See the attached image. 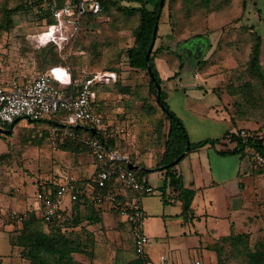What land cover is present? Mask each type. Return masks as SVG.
<instances>
[{
	"label": "rangeland",
	"instance_id": "rangeland-1",
	"mask_svg": "<svg viewBox=\"0 0 264 264\" xmlns=\"http://www.w3.org/2000/svg\"><path fill=\"white\" fill-rule=\"evenodd\" d=\"M148 1V7L153 9L157 0ZM23 2L0 0V23L7 9ZM139 6L138 1L111 0L106 11L84 15L78 25L81 28L79 32L77 25L70 22L68 38L57 42L58 48L59 45L64 47L62 51L55 47L50 51L57 50L60 60L70 63L79 78L98 70L117 71L120 78L117 84L101 91L100 86H96L98 103L104 110L107 140L111 147L127 155L147 172L158 169L165 148L166 120L151 93L148 76L143 70L133 68L128 59V50L136 45L135 33L140 21L139 13L132 8ZM244 11L242 0H165L158 37L167 34L168 39H180L178 43H165L169 50V67L180 72L189 70L193 75L197 70L201 71L195 68L207 51V37L220 33V29L243 28L241 24H249L244 20H234L243 19ZM39 17L23 8L12 14L11 27L0 30V84L15 77L19 81L25 77L32 80L48 67L49 63H41L40 60L42 47L35 45L31 37L44 23V14L40 13ZM205 31L209 32L207 37H198L206 35ZM190 94L193 99L195 93ZM64 119L65 112L60 110L40 120L22 118L11 132H0V253L7 254L11 248L8 234L12 225L9 223L14 222V218L9 217L8 211L23 207L16 188L28 193L31 206L37 197L38 176H92L95 173V158L81 138L88 135L87 132L75 130L80 137L51 136V128L55 124H63ZM250 156L256 160L252 153ZM146 164H151L152 168ZM255 165L257 170L262 168L258 163ZM2 176H16L15 183L1 184ZM154 193L159 194V191ZM100 212L93 215L89 212L76 227L71 253L66 244L63 246L66 257L72 258L71 264H115L119 250L123 251L126 259L135 256L128 225L120 216L105 217ZM36 228L46 230L42 222H37ZM258 248L253 243L230 251L227 263L245 264L248 252L253 253ZM17 257L14 262L3 264H29L23 257Z\"/></svg>",
	"mask_w": 264,
	"mask_h": 264
},
{
	"label": "crops",
	"instance_id": "crops-1",
	"mask_svg": "<svg viewBox=\"0 0 264 264\" xmlns=\"http://www.w3.org/2000/svg\"><path fill=\"white\" fill-rule=\"evenodd\" d=\"M242 3L245 8L243 19L234 20H244L249 24H241L243 28L220 29V33L216 32L211 37L207 31L206 35L198 36H208L207 51L198 60L195 68L204 70V73L197 70L193 75L189 70L180 72L175 67L170 68L169 50L166 49L165 43H178L180 39H168L166 34L156 40L155 47H160V50L154 58V64L161 78L165 101L183 121L192 142L206 138L217 139L228 131L238 133L245 130L247 133H258L261 137L264 133V107L261 105V101H264V88L258 77L248 69L254 38L260 36V64L264 74V0H242ZM211 51L213 54H210ZM210 59L212 61L209 63ZM119 79L117 73L116 80L94 86L96 100L93 107L103 115L104 124L101 128L89 129H94V133H102L105 139L108 137L107 126L104 110L98 103L96 86H100L101 91L102 88L117 84ZM164 84L167 85L164 87ZM188 92L195 93L193 99ZM251 95L252 99L259 100V105L247 102ZM252 110L259 113L251 112ZM21 119L16 120L14 126ZM11 125L3 124L0 126V132H9L8 126ZM56 126L51 128V136L59 134L54 131ZM235 147L236 142L230 140L209 143L189 152L176 163L175 168L181 175L184 186L194 190L190 218L183 214L182 202L177 198L179 191L167 187V203L163 201V191L160 188L165 181L164 170L154 169L142 176L159 191V194L141 196V204L146 212L144 230L149 237L145 258L150 264H196L197 260H200L201 264H219L215 246H223L225 251H228V243L225 240L230 235L244 234L250 245L264 241V165L260 169L262 171L255 168L256 160L250 156L255 150L246 149L244 155L224 152ZM110 149L117 152L122 160L128 157L116 148ZM146 165L152 168L151 164ZM137 169L146 171L142 167ZM95 171L94 161L93 173ZM69 177L71 176H38V190L35 194L38 196L53 191L59 183L65 182ZM73 177L81 187L87 189L94 183L95 176L93 174ZM15 179L16 176H2L1 184L8 186L15 183ZM113 187L123 199L135 198V193L123 184L116 182ZM16 190L21 198V210L33 209L36 200L30 206L28 193H22L21 188ZM100 209L105 217L115 215L120 218L111 205ZM122 222L128 225L132 233V226L124 219ZM12 250L11 245L7 254L0 253L3 263L18 260ZM161 256L166 259L161 260Z\"/></svg>",
	"mask_w": 264,
	"mask_h": 264
},
{
	"label": "built area",
	"instance_id": "built-area-1",
	"mask_svg": "<svg viewBox=\"0 0 264 264\" xmlns=\"http://www.w3.org/2000/svg\"><path fill=\"white\" fill-rule=\"evenodd\" d=\"M43 1L41 10L50 12L57 22L47 25L40 31L65 25L67 36L62 38L63 40L69 36L70 22L77 25L78 30V25L84 15L88 12L97 14L102 11L99 0H79L77 2L66 0L60 7L58 0ZM59 49H62V45H59ZM116 78L117 73L114 71H96L90 76L74 78L71 67L55 66L26 82L11 79L0 85V126L13 124L20 118L40 120L47 114L62 110L65 112L64 122L56 126L54 131L61 136L80 137L78 133L75 134L73 126L97 128L103 124V115L96 112L93 107L96 100L94 86L109 83ZM240 134L249 135L245 130H242ZM81 138L88 144L95 158V186L90 185L84 189L78 180L71 176L65 182L59 183L54 191L39 194L33 209L39 213L46 224L63 226L72 220L73 204L82 194H85V197L98 208L111 205L116 213L132 226L135 251L145 257L149 237L144 230L146 212L141 204V196L154 193L155 188L140 180L121 156L109 150L100 138L93 137L89 133ZM252 154L256 158V163L263 166L264 156L256 151ZM116 182L134 192L135 198L125 200L117 194L113 189ZM109 185L112 188L103 190ZM94 187L100 190H95ZM27 211L11 209L8 214L14 220H21L27 215ZM165 259V256H161V260ZM196 264H201V261L197 260Z\"/></svg>",
	"mask_w": 264,
	"mask_h": 264
},
{
	"label": "trees",
	"instance_id": "trees-1",
	"mask_svg": "<svg viewBox=\"0 0 264 264\" xmlns=\"http://www.w3.org/2000/svg\"><path fill=\"white\" fill-rule=\"evenodd\" d=\"M23 4L20 6H16L12 9H7L4 14V19L0 23V30L4 28H9L12 25V14L19 11L20 9L25 8L26 10L31 11L34 15L39 17V14L43 13L44 23L41 25V29L50 24H55L57 22L56 18L48 11L41 10L43 0H23ZM66 0H58L59 7L65 3ZM73 2H77L79 0H71ZM102 5V10H107L111 0H99ZM138 1L140 3L139 7L132 8L134 11L139 13L140 21L139 26L136 29V45L128 50V59L129 63L133 68L143 70L145 74L148 76L149 84L151 88V93L155 97V101L160 107L162 113L165 116L166 120V133H165V148L161 155V158L158 162V168L160 170L165 171V181L160 190L163 191V201L167 203V199L165 197V190L167 187H172L175 191H179L177 198L182 202L183 214L187 218L191 211V201L194 196V190L187 188L183 184V180L181 175L178 173L175 166L189 153L195 151L206 144H215L218 142H225L227 140L235 141L236 147L233 150H228L224 152H234L240 153L242 155L245 154L246 149L255 150L264 156V133L262 137L255 132L249 133L248 136H242L240 132H226L222 137L217 139L206 138L197 142H192L189 138V134L186 130V127L181 120V118L170 109L168 104L165 101L164 91L161 87L160 92L157 89L155 81L150 77L149 67L154 72L157 81L161 84V78L154 64V58L156 54L159 52L160 47H154L150 56L147 58V51L151 44L153 37V30L158 22V29L156 33V40L159 36V21L161 17V13L164 7L160 4V0L154 5V8L151 9L148 7V0H132ZM165 2V1H164ZM95 13L88 12L86 15L92 16ZM41 19V17H39ZM82 20V19H81ZM80 20V22H81ZM81 28H78V31ZM39 30V31H40ZM51 47H55L57 50L58 44L56 42L50 41L45 46L42 47V53L40 55L41 63H49L48 67L44 69V71L40 73H45L49 71L51 68L55 66L62 67H71L73 77L77 78L73 71V66L67 61H61L58 53L56 51H50ZM41 48V47H40ZM64 48V47H62ZM260 50H261V39L260 36H256L254 38L252 51L250 55V59L248 61V69L252 74L258 77L261 82L262 87L264 88V74L261 70L260 64ZM58 51H62L59 49ZM113 71L112 69H107L104 71ZM93 73V72H92ZM92 73L87 76L92 75ZM14 79V78H13ZM15 79H17L15 77ZM19 80V79H17ZM9 81V80H8ZM27 79L22 78L19 82H26ZM3 82L2 84H5ZM1 85V84H0ZM248 86V85H247ZM250 99L247 102H251L254 105H259V100L252 99V95L249 96ZM261 105L264 107V101H261ZM163 106V107H162ZM14 124L10 126L9 132L12 131V127ZM56 126V125H55ZM73 129L76 131H83L89 133L93 137L100 138L104 144L107 146L109 150L110 145L107 139L102 135V133L97 132L94 133L90 131L89 128H82L80 126H73ZM189 149L187 150V147ZM250 152V151H249ZM180 157V160L177 164H173L175 160ZM137 177L146 182V179H143L142 176L146 175L147 172L133 169ZM264 171V168H263ZM95 186V184H90ZM95 190H100L98 187H94ZM112 188L111 185L107 186L103 190H107ZM55 190V189H54ZM53 190V191H54ZM73 218L71 221L66 223L63 226H54L51 224H46L43 218L39 215V213L35 209H30L27 211V215L23 217L21 220H14V222H10L12 225L9 229V241L13 247L12 253L15 255H19L26 259L29 264H71L72 258L66 257L67 253L63 250V246L66 244L71 253V241L72 235L76 234V227L81 225V222L84 219V216L89 212L93 215L96 212H100L101 209L92 204L86 197L85 194L80 195L79 199L73 204ZM89 210V211H88ZM101 213V212H100ZM10 217V216H9ZM91 217V216H90ZM88 218V217H87ZM89 219V218H88ZM42 222L46 226V230L41 231L36 228V223ZM76 237V236H75ZM247 236L244 234H232L227 241L228 251H225L223 246H215L219 256V264H228L227 253L230 251L240 250L248 244L247 240H245ZM259 246L258 250L251 253L248 252V257L245 264H264V241H259L255 243ZM22 248V250H17ZM135 256L131 259H126L123 256V251L119 250L115 258V264H150L148 260L139 255L134 248ZM70 256V255H69ZM0 264H3V259L0 257Z\"/></svg>",
	"mask_w": 264,
	"mask_h": 264
},
{
	"label": "bare ground",
	"instance_id": "bare-ground-1",
	"mask_svg": "<svg viewBox=\"0 0 264 264\" xmlns=\"http://www.w3.org/2000/svg\"><path fill=\"white\" fill-rule=\"evenodd\" d=\"M67 36L66 26L63 25L58 27L45 28L42 31H37L31 37L35 45L43 47L47 44V41H59Z\"/></svg>",
	"mask_w": 264,
	"mask_h": 264
},
{
	"label": "water",
	"instance_id": "water-1",
	"mask_svg": "<svg viewBox=\"0 0 264 264\" xmlns=\"http://www.w3.org/2000/svg\"><path fill=\"white\" fill-rule=\"evenodd\" d=\"M165 0H160V4L163 5ZM157 29H158V22L156 23L155 27H154V30H153V37H152V41H151V44L148 48V51H147V58L150 56L151 52L153 51L154 47H155V43H156V33H157ZM149 74H150V77L155 81L156 83V86H157V89L158 91L160 92L161 90V84L157 81L156 77H155V74L154 72L151 70V68L149 67ZM163 107V106H162ZM93 132H95L94 129H92ZM189 149V146L187 147V150ZM124 161L127 162L128 164V167L130 169H137V168H141L139 165H136V164H133L130 159L127 157V158H123ZM180 160V157L175 160L173 162V164H176L178 161ZM144 169V168H142Z\"/></svg>",
	"mask_w": 264,
	"mask_h": 264
}]
</instances>
